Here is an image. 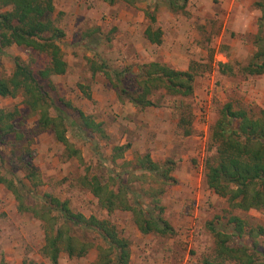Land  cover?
I'll list each match as a JSON object with an SVG mask.
<instances>
[{
	"label": "rangeland",
	"instance_id": "374dc122",
	"mask_svg": "<svg viewBox=\"0 0 264 264\" xmlns=\"http://www.w3.org/2000/svg\"><path fill=\"white\" fill-rule=\"evenodd\" d=\"M165 1L129 5L53 0L50 19L64 31L59 45L67 69L48 79L39 75L48 64L45 54L15 44L3 48L0 79L11 76L14 58H19L52 103L48 108L52 116L57 107L77 121L81 111L101 123L103 134L91 135L78 122L68 125V140L80 152V158L69 157L53 132L39 127L40 109H32L22 92L0 96L3 112L17 110L9 130H0V175L19 191L23 206L36 208L49 194L67 200L74 212L110 221L129 243V264L220 261L210 227L231 233L228 218L232 216L245 226L244 235L232 237L231 245H247V251L261 261L256 251L264 247V232H258V227L264 231V206L232 208L206 184L205 164L217 160L213 131L226 103L252 118L264 108V73L243 71L256 50L261 12L255 2L263 0H179L186 2L177 10ZM147 12L155 16V22ZM148 26L160 29V44L145 37ZM153 61L190 69L195 74L192 93L171 95L159 89L150 96L152 106L133 105L121 90L136 91L138 68ZM116 72H124L120 83ZM121 145L127 148L114 157V148ZM145 154L168 174L137 169V161ZM84 175L104 177L115 192L122 181L128 203L139 202L145 211L161 217L173 228L172 234H143L130 211L102 208L81 184ZM17 195L0 183V264H51L42 252L44 224L30 210L19 209ZM73 234L93 246L81 257L61 251L59 264L94 263L101 238L83 229H74ZM225 263L237 264L234 259Z\"/></svg>",
	"mask_w": 264,
	"mask_h": 264
},
{
	"label": "trees",
	"instance_id": "16d2710c",
	"mask_svg": "<svg viewBox=\"0 0 264 264\" xmlns=\"http://www.w3.org/2000/svg\"><path fill=\"white\" fill-rule=\"evenodd\" d=\"M53 0H0V52L10 45L29 47L48 58V64L39 71L40 77L48 79L52 75H61L66 72L67 63L63 59L59 42L64 37V31L55 26L50 19L54 11ZM109 4L124 2L135 5L142 0H105ZM186 1L166 0V6L171 9H183ZM260 9L258 18V33L255 36L256 50L251 55L243 71L250 75L264 73V0L256 1ZM150 21L155 22V16L147 12ZM144 35L151 43L160 44L161 31L152 30L148 26ZM14 71L7 79H0V96H16L18 92L26 98L32 109H40L38 125L43 129H50L56 140L64 145L69 157L80 158V152L68 140L66 135L68 125H76L87 130L89 134L101 133V123H96L83 112H78L77 121L71 119L60 108L55 107L56 115L52 116L48 108L52 106L44 95V89L34 76L33 71L19 58H14ZM105 72V71H104ZM124 73V72H123ZM115 74L118 83L120 75ZM195 74L190 70H177L160 62L153 61L141 65L135 74L138 89L133 92L121 90L129 101L140 107L152 106L150 96L154 91L162 89L171 95L188 96L193 91ZM116 87H119L117 84ZM17 110L3 112L0 109V130L7 132L11 127L9 120L14 119ZM256 118L249 117L244 110L233 111L230 103H226L220 111V118L215 124L213 140L216 146L217 160L215 163H206L205 182L214 193L226 198L232 208L242 210L259 209L264 206V108ZM6 122L8 124H6ZM0 132V141H1ZM127 146L114 148V157L120 156ZM2 156V154H1ZM137 169L145 172H159L168 174L166 169L161 170L149 156L145 154L136 163ZM81 184L97 198L100 206L108 212L116 209L130 211L138 229L147 234L150 232L161 235L172 234L173 228L161 217H155L144 210L141 203L131 205L126 199L127 187L121 181L117 191L109 188V183L100 175H84L80 178ZM0 183L6 184L17 195L20 201V210H30L44 224L45 237L42 247L43 254L51 264H59L61 251L69 257L84 256L93 246L91 241L80 239L73 234L74 229H83L85 232L96 233L102 240L97 245L98 256L92 264H129V243L120 237L116 227L106 219L94 215L85 216L81 212H74L67 200L45 194L43 203L36 208L23 206L19 191L13 183L0 175ZM232 225V232L225 233L210 227L214 234L217 257L220 261L204 264H226L227 259L236 260L237 264H264V247L256 251L261 261H256L254 255L247 251V245L239 247L231 245L230 239H241L245 222L238 216L228 218ZM258 232L263 229L258 227ZM249 233V232H248ZM249 234H252L250 231Z\"/></svg>",
	"mask_w": 264,
	"mask_h": 264
}]
</instances>
